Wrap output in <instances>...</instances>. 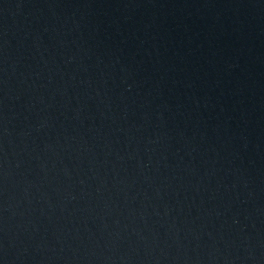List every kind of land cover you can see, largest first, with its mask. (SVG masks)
Segmentation results:
<instances>
[{
    "label": "water",
    "instance_id": "95a60500",
    "mask_svg": "<svg viewBox=\"0 0 264 264\" xmlns=\"http://www.w3.org/2000/svg\"><path fill=\"white\" fill-rule=\"evenodd\" d=\"M0 264H264V0H0Z\"/></svg>",
    "mask_w": 264,
    "mask_h": 264
}]
</instances>
